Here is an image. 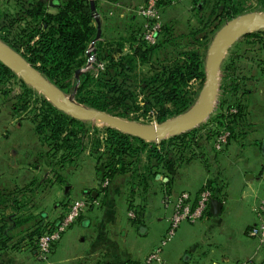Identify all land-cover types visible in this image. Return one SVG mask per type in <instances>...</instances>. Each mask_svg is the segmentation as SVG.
Instances as JSON below:
<instances>
[{"label": "crops", "instance_id": "0c3cea01", "mask_svg": "<svg viewBox=\"0 0 264 264\" xmlns=\"http://www.w3.org/2000/svg\"><path fill=\"white\" fill-rule=\"evenodd\" d=\"M42 1L49 12L57 11L59 0ZM144 1L95 0L99 39H124L121 52L128 51L126 39L143 21L135 10ZM193 5V0L165 5L162 22L168 9L182 6L189 13ZM248 119L252 125L245 129L238 124V136L230 140L223 155L211 158L210 166L190 159L168 176H148L146 187L137 186L139 180L129 174L101 180L91 155L82 163L56 167L55 175L45 161L46 146L39 141L33 123L19 119L1 97L0 197L7 200L4 213L8 223L7 240L0 242V264H127L142 260L168 228L170 211L161 204L164 191L186 190L195 197L204 185L212 186V198L221 201L220 212L214 215L208 208L198 222L181 224L178 238L172 239L173 249L164 251L163 264H243L263 258L264 249L248 236V230L256 223L254 210L264 197V112H252ZM221 163L226 165L225 173ZM82 197L91 199L90 206L61 236L47 259L38 261L37 236L31 232L46 231L69 201ZM38 203L44 208L52 205L51 212L36 216ZM130 206L139 211L138 221Z\"/></svg>", "mask_w": 264, "mask_h": 264}, {"label": "trees", "instance_id": "16d2710c", "mask_svg": "<svg viewBox=\"0 0 264 264\" xmlns=\"http://www.w3.org/2000/svg\"><path fill=\"white\" fill-rule=\"evenodd\" d=\"M94 3L96 8L95 0ZM259 3L264 5V0H259ZM193 4L196 5L197 25L179 32L174 23L162 22L155 44H148L139 38L141 25L130 31L126 39L129 52H121L124 39L96 41L95 57L104 65L102 69H97L95 75L89 71L76 74L86 63V52L96 33L89 0H59L54 13L47 10L42 0L2 1L0 39L64 96L77 103L127 120H137L153 112L156 121L161 123L185 112L194 103L197 92L192 82L204 77V55L212 28L243 12L242 2L237 0H193ZM165 5L172 4L164 0L162 9ZM143 67L145 70L141 69ZM14 78L15 74L0 62L1 96L8 97L9 90L4 87ZM19 82L23 92L12 103L15 113L23 109L22 104L29 96L35 94L21 79ZM226 118L233 122L235 117H217L222 124ZM32 122L39 141L46 146L45 161L53 167L54 174H57L56 167L62 169L68 163L73 164L74 157L84 148L88 122L71 117L42 98ZM170 139L169 142L163 140L159 144H148L138 137L106 127L101 152H97L98 146L92 152L96 160V174L101 180L129 174L134 180H139L137 186L143 184L147 187L148 176L159 173L154 164L164 166L169 160L167 146L176 147L184 142L183 136H172ZM143 153L146 163L140 170L137 166ZM184 159L181 151L176 150L173 160ZM6 202V198L0 197L2 243L7 240ZM133 211L136 214L134 221H138L139 211L137 208ZM43 232L38 228L31 232V236L38 237Z\"/></svg>", "mask_w": 264, "mask_h": 264}, {"label": "rangeland", "instance_id": "374dc122", "mask_svg": "<svg viewBox=\"0 0 264 264\" xmlns=\"http://www.w3.org/2000/svg\"><path fill=\"white\" fill-rule=\"evenodd\" d=\"M237 1H241L243 6V12L238 16L250 12H254V13L264 12L263 10L264 5L259 3V0H237ZM164 16L166 17V18L164 17L165 18L164 20H166L164 21V23H169V24L170 22L172 24L174 23L177 26L176 27L177 31L179 32H185L189 27H194L197 25L196 5L192 6L189 13H186L185 8L182 6L181 7L178 6L176 9L173 10L168 9L166 15ZM227 21L228 20H224L216 24L212 28L213 32L211 34V38L210 41L208 42V45L210 44L215 32ZM93 24L96 27L95 20L93 21ZM97 41H101V40L98 39ZM93 49L94 51L91 52L92 54L86 56L87 57L86 63L84 64V66L81 68L80 71H89L93 75H95L98 71L97 70L98 67L96 64L104 63V62L98 61V59L95 57V48L93 47ZM90 50H92V47L89 45L87 52ZM206 51L204 55V61H205ZM126 52H129V48L128 51ZM12 60L16 62V60L14 59ZM230 63L232 64L230 65ZM141 69L145 70V67ZM13 73L15 74V78L11 79L10 83L6 84L4 87L6 88V90H9L8 97L5 98L0 95V98L2 97L4 100H6L7 105L10 104L12 108V103H14V101L16 102L18 95L21 92H23L22 91L23 88L21 86V83L19 82V79H21L26 86L34 90L35 94L31 97L29 96L27 102L25 104L24 103L22 104L23 109H20V111L16 114L19 119L26 118L32 122L34 112L37 111L38 108L40 107V99L41 98L46 99V97L42 94L41 91L36 90L33 86H31V84L24 81L20 73H15V72ZM263 80H264V28L253 27L250 28L244 34H242L240 37H238L235 40V42L228 47V49L224 54V58L216 75V83H217L216 94L212 103L211 112L203 121L195 125L193 128L178 135H174V136H183L184 142L181 143V145L179 146L177 145L176 147L172 145L167 146V150L170 151L168 154L169 160H167L164 166L161 165L156 166V164H154L156 167L155 170L159 172L158 174L168 176L170 174V171L175 169L176 166L182 165L183 163H185L190 159H195L198 161H202L204 163L207 162L208 166H210L209 162L212 157L218 158L219 155H223L230 140L238 136V124H240L241 127L245 129L249 128L250 124L252 125V123L249 121L250 119H248V116H250L252 112L254 114L257 113L260 114L264 112V81ZM204 82H205V72L202 80L192 82L194 91L197 92V95L194 103L191 105L190 108L196 109L199 107L202 97V88L204 86ZM55 88L58 90V92L56 93L59 97H61V99H63L64 101L71 100L74 103H77L74 99L68 96H64L56 86ZM153 114H154L153 112H150L145 116L138 117L137 120L134 121L138 123L158 125L159 123L156 121ZM239 114L240 116H238ZM221 115L222 116L234 115L235 118L233 122L229 121V119L226 118L224 120V123L222 124L219 123L217 119V117ZM86 121L88 122L87 124L88 134L85 135L84 137V148L82 149L81 153L78 156L74 157L75 163H82L86 161V159L90 155L92 156V152L97 146H98L97 152L98 153L101 152L100 148L102 146V140L105 136V128L108 127L107 125L99 121H91V120H86ZM223 129H227L230 132L228 143L221 150L217 151L213 146V141L215 136ZM230 136L232 137L230 138ZM170 138H172V136L160 140L158 139L155 141H146V142H149L148 144L151 143L159 144L163 140L165 142H169L171 140ZM176 150L181 151V154L185 158L183 161L173 160V155L176 152ZM177 156H179V154ZM93 158L95 159V156H93ZM145 163H146V159H145V154L143 153L141 157V161L137 166L138 169L142 170L145 167ZM70 164L71 163H68L66 165H70ZM221 164H222V173H225L226 165L224 163ZM203 187L209 188L212 191V196H214L213 190L211 188L212 186L204 185ZM203 187H201V189ZM37 200L38 202H40L39 198H37ZM51 207L52 205H49L48 207L44 208L40 203L36 210L37 211L36 216H41V214L45 215V213L43 212H51ZM62 210H64V207L62 208ZM183 223L191 224V222H188L187 220H183L177 225L174 234L167 239V243L163 247L162 258L164 257L165 250L168 251L169 249H173L170 248L172 247L171 245L172 239L176 240L178 238V234H179L178 229L179 226ZM252 239L258 244V241L255 238ZM261 248L264 249V246H262ZM243 264H264V257L261 259L250 260Z\"/></svg>", "mask_w": 264, "mask_h": 264}, {"label": "water", "instance_id": "95a60500", "mask_svg": "<svg viewBox=\"0 0 264 264\" xmlns=\"http://www.w3.org/2000/svg\"><path fill=\"white\" fill-rule=\"evenodd\" d=\"M89 4L96 22V33L90 43L92 50L86 53L87 56L92 54L91 52L94 51L93 47L95 42L101 36L100 20L96 14L94 0H89ZM253 27L264 28V12H250L232 18L215 32L206 51L204 61L205 82L202 88L199 107L196 109L190 108L158 125L138 123L134 120L120 118L106 111L74 103L71 100L64 101L56 95L58 90L44 75L1 40L0 62L13 72L20 73L24 81L31 84L36 90L41 91L50 103L58 109L65 111L71 117L83 121H99L108 127L138 137L144 141H155L183 133L193 128L209 115L216 94V75L224 58V54L238 37ZM12 59L16 60V62ZM79 72L80 70H77L76 74ZM221 206V201L212 198L209 203V211L217 215L220 212Z\"/></svg>", "mask_w": 264, "mask_h": 264}, {"label": "built area", "instance_id": "2783aa9c", "mask_svg": "<svg viewBox=\"0 0 264 264\" xmlns=\"http://www.w3.org/2000/svg\"><path fill=\"white\" fill-rule=\"evenodd\" d=\"M175 4L179 0H168ZM164 0H145L135 11L143 21L139 38L148 43L155 44L162 27V4ZM98 69L103 68V63L96 64ZM230 132L227 129L221 130L214 138L215 150H221L229 139ZM212 191L203 187L196 196L189 191L182 190L176 193L164 191L162 195V207L169 210V226L157 246H155L142 260L131 261L127 264H163L162 250L177 228L183 221L196 222L202 219L208 212L209 203L212 199ZM91 199L82 197L69 201L63 210L60 220L51 229L44 231L36 238V258L42 262L47 259L53 246L60 240L61 236L81 217L90 206ZM256 223L248 230V236L255 238L260 247L264 246V197L260 198L255 207Z\"/></svg>", "mask_w": 264, "mask_h": 264}, {"label": "bare ground", "instance_id": "6f19581e", "mask_svg": "<svg viewBox=\"0 0 264 264\" xmlns=\"http://www.w3.org/2000/svg\"><path fill=\"white\" fill-rule=\"evenodd\" d=\"M56 95H57V93H56ZM58 96V95H57ZM59 97V96H58Z\"/></svg>", "mask_w": 264, "mask_h": 264}]
</instances>
